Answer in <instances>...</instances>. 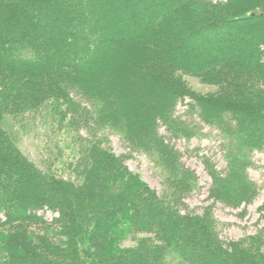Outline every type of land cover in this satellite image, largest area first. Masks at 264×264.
<instances>
[{
	"label": "trees",
	"instance_id": "16d2710c",
	"mask_svg": "<svg viewBox=\"0 0 264 264\" xmlns=\"http://www.w3.org/2000/svg\"><path fill=\"white\" fill-rule=\"evenodd\" d=\"M219 68L230 78L218 94L177 75ZM263 84L264 0H0V238L15 229L0 264H264V204L258 233L225 245L210 209L186 203L197 174L161 132L197 133L176 114L190 99L187 113L226 134V169L204 157L210 198L250 204ZM44 109L76 151L75 177L17 143L13 126ZM106 131L154 160L161 193L103 143Z\"/></svg>",
	"mask_w": 264,
	"mask_h": 264
},
{
	"label": "rangeland",
	"instance_id": "374dc122",
	"mask_svg": "<svg viewBox=\"0 0 264 264\" xmlns=\"http://www.w3.org/2000/svg\"><path fill=\"white\" fill-rule=\"evenodd\" d=\"M220 72L227 75V72L220 70V68L215 73L209 71V73L204 74V77L182 73L177 75L181 77L184 85L191 91L205 95L221 93L225 86L228 85L226 81L230 77L224 76ZM189 101L190 99H185V101L180 102L177 106L176 114L182 115L193 126L192 128H195L196 134L190 139L172 138L171 133L165 127H161V132L182 153V161L195 170L197 174L196 186L186 197L185 201L189 208L196 213H202L205 209H210L211 218L215 222L213 232L216 233L215 236L223 240L222 242L225 245H229L234 241L248 239V237L257 234L259 228L263 225L261 207L264 204V148L255 149L251 154L252 164L248 168L249 175L258 183L260 188L259 195L252 203L233 208L210 198L209 191L212 177L208 172L204 157L211 160L218 170L224 171L226 169V134L218 127L201 121L196 113H187V103ZM48 112L49 110L44 109L39 111L37 113L38 116L36 115L33 120H24L22 123L14 125L13 129L17 143L25 154L35 160L43 157L51 162L56 161V170H58L60 175L75 177L74 167L71 164H75L76 151L65 144L64 140L69 139L67 134L53 132L50 125L54 119L47 114ZM80 133L84 137L90 135L86 129H81ZM102 137H106L103 143L108 144L114 154L124 156L125 164L130 171L138 174L145 183L159 193L162 192L161 171L150 156L140 151H131L123 139L115 132L106 131ZM56 142L59 143L57 149ZM66 158H68L67 162L70 161V165L66 163ZM40 214L44 215L49 221L58 216L57 213L50 209L41 210ZM14 231L13 227L3 231V238H0V258L7 257V250L8 252L11 251L12 241L10 242L9 240L13 237L11 232ZM141 237L144 236H139V238ZM126 243L127 245L137 244L131 240Z\"/></svg>",
	"mask_w": 264,
	"mask_h": 264
}]
</instances>
